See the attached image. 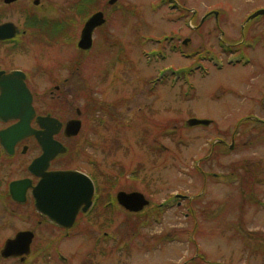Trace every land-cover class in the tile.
<instances>
[{"label":"rangeland","instance_id":"374dc122","mask_svg":"<svg viewBox=\"0 0 264 264\" xmlns=\"http://www.w3.org/2000/svg\"><path fill=\"white\" fill-rule=\"evenodd\" d=\"M51 1L73 41L88 13L111 16L89 56L76 44L56 50L75 60L74 109L85 96L102 109L69 166L104 201L137 191L150 204L142 216L99 207L33 264H264V18L247 21L264 0H95L88 13L80 0ZM232 56L251 61L229 65ZM190 118L211 124L189 127ZM11 224L0 239L22 228Z\"/></svg>","mask_w":264,"mask_h":264},{"label":"flooded vegetation","instance_id":"af4514ba","mask_svg":"<svg viewBox=\"0 0 264 264\" xmlns=\"http://www.w3.org/2000/svg\"><path fill=\"white\" fill-rule=\"evenodd\" d=\"M58 14L57 3L51 0H0V225H22L12 236L1 237L0 264H33L31 258L37 255L51 259L59 251L57 232L60 239L72 238V230L80 221H90L104 208L95 185L91 207L85 210L83 205L69 227L53 222L47 212L39 209L43 204L42 194L38 200V189L47 175L58 171L86 174L69 166L75 140L84 126L89 128L96 111L102 110L89 96H85L82 109H74V101L68 96L74 94L75 60L70 52H61L63 57L58 59L57 47L65 44L73 52L76 44L81 56H89L98 32L111 19L107 12V23L94 30L93 46L84 51L78 48L80 39L73 41V30L57 27ZM20 53L26 57L22 62L8 57ZM88 88L86 84L85 93ZM75 121L81 122V129L74 136ZM46 227L47 232L43 231ZM18 236L20 252L5 257L6 243ZM60 259L67 260L61 254Z\"/></svg>","mask_w":264,"mask_h":264},{"label":"water","instance_id":"95a60500","mask_svg":"<svg viewBox=\"0 0 264 264\" xmlns=\"http://www.w3.org/2000/svg\"><path fill=\"white\" fill-rule=\"evenodd\" d=\"M117 0H110V4H114ZM260 15H264V9L258 10L249 19H253ZM103 12L94 14L85 24L79 47L83 50H88L92 47V34L95 28L105 23ZM187 43V42H185ZM211 124L210 120L191 118L187 121L190 127ZM73 135H77L81 129V122L75 121L73 124ZM95 186L92 179L78 171H58L49 174L41 183L38 189L40 201V194H42L41 207L39 209L47 212L52 221L64 226H71L79 209L84 205L85 210L91 207L92 197L94 195ZM117 200L121 206L131 212H140L149 205V200L141 192L127 193L120 191L117 194ZM71 213L72 216H71ZM19 236L14 240H9L3 251L5 257L16 256L20 251L18 250Z\"/></svg>","mask_w":264,"mask_h":264},{"label":"trees","instance_id":"16d2710c","mask_svg":"<svg viewBox=\"0 0 264 264\" xmlns=\"http://www.w3.org/2000/svg\"><path fill=\"white\" fill-rule=\"evenodd\" d=\"M80 1L82 2L83 5H80V6H79V4H78L77 6H78L80 9H82V11H85L86 13H88V11L94 7L93 5H94L95 0H80ZM92 13H93V12H92ZM92 13H90V14L88 13V15H85V16H84L85 19H86L89 15H91ZM99 192H100V190H99ZM101 197H102V196H101ZM101 197H100V199H101ZM107 198H108V199H107L106 201H104V200L101 199L100 202L102 203V205H103L104 203H106V202L114 201L115 205L118 206V204L116 203V200L113 199L110 195H108ZM111 207H114V205L111 206ZM144 213H145V212H141V213H137V214H134V215L142 216Z\"/></svg>","mask_w":264,"mask_h":264}]
</instances>
